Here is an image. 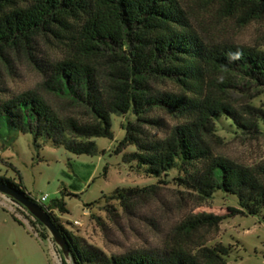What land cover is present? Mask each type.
<instances>
[{
    "label": "trees",
    "instance_id": "obj_1",
    "mask_svg": "<svg viewBox=\"0 0 264 264\" xmlns=\"http://www.w3.org/2000/svg\"><path fill=\"white\" fill-rule=\"evenodd\" d=\"M198 1L215 4L220 12L238 18L240 25L264 18V0ZM36 36L45 37L63 55L61 61L43 65L42 73L71 103L89 108L92 122L60 119L39 98L24 96L1 103L0 131L29 133L37 148L38 143H44L76 156H93V140L113 138L112 116H128L133 122L128 118L121 126L124 135L115 155L133 148L124 161L151 178L175 173L180 175L177 182L204 200L215 194L236 198L237 207H221L189 229L197 225L217 229L236 216L253 217L264 212V164L236 166L214 156L203 140L223 120L239 131H257V123L244 119L228 102L226 89L235 79L264 90V51L232 44H204L178 0H0V56L9 50L32 56ZM104 58L115 69L112 94L107 99L97 83L95 66ZM151 81L170 82L178 92L155 95L149 86ZM158 110L182 120L164 139L151 138L137 125ZM260 121L264 125V114ZM106 172L107 168L104 177ZM0 185L29 197L20 178L16 184L0 174ZM135 191L139 190L117 189L105 198L124 204L126 194ZM41 206L68 241L72 264L227 262L229 247L222 244L209 247L199 243L195 251L182 246V240L190 235L186 226L178 230L175 240L165 242L162 254L107 256L59 224L53 212L68 213L63 199ZM62 264H67L64 259Z\"/></svg>",
    "mask_w": 264,
    "mask_h": 264
},
{
    "label": "rangeland",
    "instance_id": "obj_2",
    "mask_svg": "<svg viewBox=\"0 0 264 264\" xmlns=\"http://www.w3.org/2000/svg\"><path fill=\"white\" fill-rule=\"evenodd\" d=\"M178 1L204 44H232L264 51V18L240 25L238 18L220 12L210 2ZM34 42L36 52H31L32 56L14 50L0 56V105L18 97L35 96L60 119L92 122L90 109L67 100L40 69L47 63L61 61L62 51L42 36H36ZM95 66L103 97L110 98L115 69L107 58L98 60ZM231 84L226 89L228 102L244 119L256 122L257 131H239L230 121L223 120L203 140L214 156L252 168L264 164V125L260 121L264 114V90L242 80L232 79ZM149 86L155 95L178 92L170 82L151 81ZM128 118L133 122L128 116H112L113 138L93 140L96 146L93 156H76L62 147L52 148L44 143H38L37 148L31 134L1 130L0 174L16 184L20 178L25 193L35 203L46 196L44 207L55 199H63L68 213L53 212L59 224L107 256L135 252L162 254L165 242L175 240L178 230L186 226L190 235L181 244L187 249L195 251L199 243L209 247L222 244L229 247L226 264H264V212L253 217L236 216L217 229L207 225L189 229L191 224L221 207H237L236 198L215 194L204 200L177 182L175 179L180 175L175 173L151 178L136 170L133 163L124 161L133 148L115 155L124 135L121 126H125ZM181 123L171 113L158 110L137 125L151 138L164 139ZM117 189L139 191L126 194L124 204L105 198ZM62 259V251L48 230L38 225L10 195L0 191V264H62ZM64 260L72 264L70 258Z\"/></svg>",
    "mask_w": 264,
    "mask_h": 264
},
{
    "label": "water",
    "instance_id": "obj_3",
    "mask_svg": "<svg viewBox=\"0 0 264 264\" xmlns=\"http://www.w3.org/2000/svg\"><path fill=\"white\" fill-rule=\"evenodd\" d=\"M0 191L10 195L14 199V201L22 205L35 220H37L42 226H44L50 233L56 245L60 247L64 259L69 258L70 246L68 241L61 234L58 227L53 223L51 217L44 210L42 206L32 201L29 197H26L24 195H19L14 191L9 190L1 185H0Z\"/></svg>",
    "mask_w": 264,
    "mask_h": 264
},
{
    "label": "built area",
    "instance_id": "obj_4",
    "mask_svg": "<svg viewBox=\"0 0 264 264\" xmlns=\"http://www.w3.org/2000/svg\"><path fill=\"white\" fill-rule=\"evenodd\" d=\"M46 199V196H43L42 198L37 200V204L41 206L46 201ZM74 224H78V222H74Z\"/></svg>",
    "mask_w": 264,
    "mask_h": 264
}]
</instances>
